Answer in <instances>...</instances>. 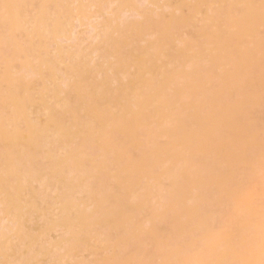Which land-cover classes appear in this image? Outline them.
Returning <instances> with one entry per match:
<instances>
[{
	"label": "bare ground",
	"instance_id": "obj_1",
	"mask_svg": "<svg viewBox=\"0 0 264 264\" xmlns=\"http://www.w3.org/2000/svg\"><path fill=\"white\" fill-rule=\"evenodd\" d=\"M0 264H264V0H0Z\"/></svg>",
	"mask_w": 264,
	"mask_h": 264
},
{
	"label": "rangeland",
	"instance_id": "obj_2",
	"mask_svg": "<svg viewBox=\"0 0 264 264\" xmlns=\"http://www.w3.org/2000/svg\"><path fill=\"white\" fill-rule=\"evenodd\" d=\"M87 25H82V27L79 26V24L76 22L74 34L78 36L79 38H87L92 35L93 30L91 29V26L88 25L89 23H86Z\"/></svg>",
	"mask_w": 264,
	"mask_h": 264
}]
</instances>
